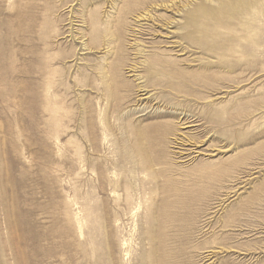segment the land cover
Wrapping results in <instances>:
<instances>
[{"label": "rangeland", "instance_id": "rangeland-1", "mask_svg": "<svg viewBox=\"0 0 264 264\" xmlns=\"http://www.w3.org/2000/svg\"><path fill=\"white\" fill-rule=\"evenodd\" d=\"M0 264H264V0H0Z\"/></svg>", "mask_w": 264, "mask_h": 264}, {"label": "bare ground", "instance_id": "bare-ground-1", "mask_svg": "<svg viewBox=\"0 0 264 264\" xmlns=\"http://www.w3.org/2000/svg\"><path fill=\"white\" fill-rule=\"evenodd\" d=\"M147 18V17H146ZM54 111V110H53Z\"/></svg>", "mask_w": 264, "mask_h": 264}]
</instances>
